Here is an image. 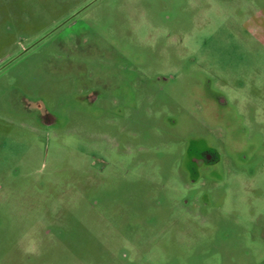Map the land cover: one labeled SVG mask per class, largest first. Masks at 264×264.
Wrapping results in <instances>:
<instances>
[{
  "label": "rangeland",
  "instance_id": "rangeland-1",
  "mask_svg": "<svg viewBox=\"0 0 264 264\" xmlns=\"http://www.w3.org/2000/svg\"><path fill=\"white\" fill-rule=\"evenodd\" d=\"M0 264H264V0H0Z\"/></svg>",
  "mask_w": 264,
  "mask_h": 264
},
{
  "label": "flooded vegetation",
  "instance_id": "flooded-vegetation-1",
  "mask_svg": "<svg viewBox=\"0 0 264 264\" xmlns=\"http://www.w3.org/2000/svg\"><path fill=\"white\" fill-rule=\"evenodd\" d=\"M76 14L68 16L66 19H64L61 24L58 26V28L62 27L63 25L67 23H71L74 19ZM219 161V155L216 154L212 149L203 151V163L207 164H214Z\"/></svg>",
  "mask_w": 264,
  "mask_h": 264
}]
</instances>
